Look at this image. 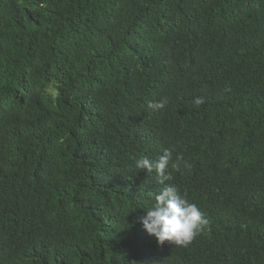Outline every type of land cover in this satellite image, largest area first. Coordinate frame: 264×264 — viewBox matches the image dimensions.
<instances>
[{"label":"trees","instance_id":"obj_1","mask_svg":"<svg viewBox=\"0 0 264 264\" xmlns=\"http://www.w3.org/2000/svg\"><path fill=\"white\" fill-rule=\"evenodd\" d=\"M168 148L186 247L138 219ZM0 264H264V0H0Z\"/></svg>","mask_w":264,"mask_h":264},{"label":"clouds","instance_id":"obj_2","mask_svg":"<svg viewBox=\"0 0 264 264\" xmlns=\"http://www.w3.org/2000/svg\"><path fill=\"white\" fill-rule=\"evenodd\" d=\"M168 103L166 97L160 101H150L148 108L157 111ZM199 107L205 103L204 97H198L194 101ZM169 166L174 171H181L183 168H190V164L184 160L182 154H178L173 160V149H164L163 155L156 159L146 156L136 161L138 169H146L148 173L155 171L157 183L161 186L156 192L149 195L154 198V203L147 208L145 215L138 219L145 230L154 235L158 242L163 245L166 241L177 246H188L199 231H202L209 221L204 217L197 205L189 203L186 196H182L175 184L167 183L173 179Z\"/></svg>","mask_w":264,"mask_h":264}]
</instances>
